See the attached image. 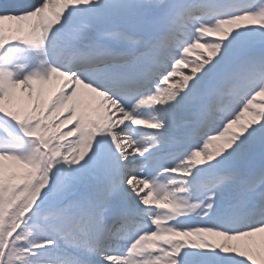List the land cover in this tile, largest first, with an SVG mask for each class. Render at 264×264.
I'll return each instance as SVG.
<instances>
[{
	"label": "snow or ice",
	"instance_id": "1",
	"mask_svg": "<svg viewBox=\"0 0 264 264\" xmlns=\"http://www.w3.org/2000/svg\"><path fill=\"white\" fill-rule=\"evenodd\" d=\"M0 264H264V0H0Z\"/></svg>",
	"mask_w": 264,
	"mask_h": 264
},
{
	"label": "bare ground",
	"instance_id": "2",
	"mask_svg": "<svg viewBox=\"0 0 264 264\" xmlns=\"http://www.w3.org/2000/svg\"><path fill=\"white\" fill-rule=\"evenodd\" d=\"M50 12H51V10H49V14H50ZM3 25H4V28H5L6 33H7V28H6V25H5L4 22H3ZM61 80H62V78H57V81H58V82L61 81ZM50 86H51V85H44V86H43V96H44L46 99H48V97L51 95V93H52V91H53V90L50 89ZM51 87H53V86H51Z\"/></svg>",
	"mask_w": 264,
	"mask_h": 264
}]
</instances>
